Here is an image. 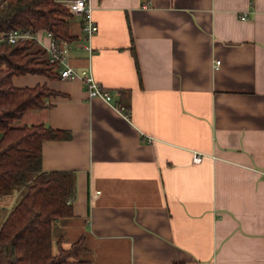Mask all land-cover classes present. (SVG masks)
<instances>
[{"label":"crops","instance_id":"obj_1","mask_svg":"<svg viewBox=\"0 0 264 264\" xmlns=\"http://www.w3.org/2000/svg\"><path fill=\"white\" fill-rule=\"evenodd\" d=\"M90 4L97 30L70 21V63L111 101L78 77L12 76L53 91L18 124L70 133L42 143L44 170L75 173L54 251L80 239L69 264H264V0Z\"/></svg>","mask_w":264,"mask_h":264},{"label":"trees","instance_id":"obj_2","mask_svg":"<svg viewBox=\"0 0 264 264\" xmlns=\"http://www.w3.org/2000/svg\"><path fill=\"white\" fill-rule=\"evenodd\" d=\"M74 17L58 0H0V195L25 188L9 210L0 206V264H69L83 248L79 239L54 251L52 222L72 214L75 173L42 167L43 141L68 138L69 131L14 123L27 110L45 107L53 91L44 84L15 86L12 76L58 73L33 39L10 43L1 38L12 28H46L71 39Z\"/></svg>","mask_w":264,"mask_h":264},{"label":"built area","instance_id":"obj_3","mask_svg":"<svg viewBox=\"0 0 264 264\" xmlns=\"http://www.w3.org/2000/svg\"><path fill=\"white\" fill-rule=\"evenodd\" d=\"M59 4L66 8L74 16H79L82 24V32L89 38L97 30V23L92 16V6L90 0H58ZM242 14L241 18H245ZM1 38L6 42H16L20 40L33 39L38 46L45 52L49 63L55 66L59 78L69 79L78 77L81 79L88 98L100 97L105 101H111L112 95L109 90L103 87L94 77L90 68L77 70L70 63V50L72 44L70 39L64 37H55L51 31L46 28H38L34 31H21L12 28L2 33ZM219 60H216V64ZM192 160L199 162L203 154L193 150L191 152ZM100 190H96L92 195H97Z\"/></svg>","mask_w":264,"mask_h":264},{"label":"rangeland","instance_id":"obj_4","mask_svg":"<svg viewBox=\"0 0 264 264\" xmlns=\"http://www.w3.org/2000/svg\"><path fill=\"white\" fill-rule=\"evenodd\" d=\"M14 123L17 124V123H18V120H15ZM24 189H25V188L23 187V188H20V189H16V190H15V191L18 193L16 200L18 199L19 195L22 194V192L24 191ZM5 209H6V208H5Z\"/></svg>","mask_w":264,"mask_h":264}]
</instances>
